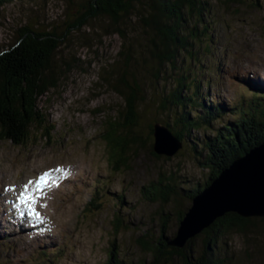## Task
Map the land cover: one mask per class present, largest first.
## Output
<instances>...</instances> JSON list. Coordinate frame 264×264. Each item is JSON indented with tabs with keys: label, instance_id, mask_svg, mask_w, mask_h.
Wrapping results in <instances>:
<instances>
[{
	"label": "rangeland",
	"instance_id": "obj_1",
	"mask_svg": "<svg viewBox=\"0 0 264 264\" xmlns=\"http://www.w3.org/2000/svg\"><path fill=\"white\" fill-rule=\"evenodd\" d=\"M86 1L17 0L0 11L1 53L18 44L25 28L65 34L53 58L58 87L39 102L44 124L32 129L26 145L0 141V264H108L116 247L124 264H151L153 255L146 251L145 241L158 247L164 230L174 238L180 212L192 205L187 191L205 184L210 176L192 150L195 141L213 136L209 127L193 129L174 157L153 155L150 126L174 122L160 107L176 87L180 71L168 68L167 73H158L151 60L152 40L157 39L140 18L146 13L144 5L137 4L135 16L120 25L99 17L79 29H67ZM202 2L203 17L211 26L213 55L201 43L195 44L201 60L190 65L194 72L189 75L190 80H202L199 104L209 106L210 100L231 106L248 97L255 85L264 91V0ZM126 55L131 56L130 70L142 87L144 100L138 106L135 131L144 145L133 148L128 164L116 171L104 136L125 108L113 85L124 70ZM234 117L232 113L224 118L234 121ZM226 121H216L213 129ZM66 169L65 179L53 181L45 201L36 203L39 195L30 198L31 203L23 200L34 179L40 190L47 174ZM169 176L175 177L179 196L170 203L161 198L151 201L150 193ZM35 192L32 185V196ZM16 213L20 223L13 218ZM252 219L245 229L235 228L219 239L221 247L215 254L223 264H264V218ZM204 241L202 233L195 237L193 257L205 253ZM44 251L49 257L43 256Z\"/></svg>",
	"mask_w": 264,
	"mask_h": 264
},
{
	"label": "trees",
	"instance_id": "obj_2",
	"mask_svg": "<svg viewBox=\"0 0 264 264\" xmlns=\"http://www.w3.org/2000/svg\"><path fill=\"white\" fill-rule=\"evenodd\" d=\"M16 1L0 0V11L5 5ZM137 4L146 8V13L140 18L157 39L152 40L151 60L153 58L158 73H167L168 68L180 71L176 87L161 103L160 110L174 118L173 123H166L164 127L169 128L182 143L187 142L193 129L209 127L214 131L211 134L213 136L206 137L203 142L195 141L192 147L193 152L202 159V168L210 170L205 184L187 191L193 200L233 162L264 144V91L258 90L255 85L248 97H243L241 102L231 106L220 104L219 101L212 103L210 100L207 101L209 106L199 104L202 80H190L189 75L191 71L194 72L190 65H196L201 60V51H195V44L201 43L204 51L213 55V39L209 32L211 26L203 17L205 3L202 0H87L81 6L82 11L67 29H79L99 17H107L113 24L120 25L135 16ZM201 25H204L203 29L199 27ZM61 36L64 37L65 34L25 28L15 47L7 52H0V141H10L16 146L26 145L32 129L44 124L39 102L58 87L53 58L61 47ZM123 55L125 51L121 52V56ZM125 60L124 70L113 85L115 91L124 99L125 108L110 123L104 136L107 147L112 151L110 164L116 171L128 164V154L133 148L144 145V139L135 131L139 123L138 106L144 100L142 87L130 70L131 56L126 55ZM214 63L218 61L214 59ZM178 64L181 67L178 68ZM216 70L221 72V67L218 66ZM128 77H132V81ZM204 77L205 83L212 85V80L207 76L202 78ZM197 107H201L202 111L198 112ZM191 113H194L193 117H190ZM232 113L235 114L234 121H226L224 117ZM218 120L226 121V124L219 129H213L212 124ZM157 126L163 125L156 123L150 126L153 137L151 146L153 155L161 158L154 152ZM151 136L149 138L152 140ZM197 145L202 146L201 151H198ZM155 188L149 196L151 201L161 198L159 200L170 203L172 197L179 196V187L174 176H169L164 182L160 181ZM94 209L100 210L101 206ZM185 214L186 212H180L177 219L179 226ZM252 221V218H242L235 213L218 219L214 225L202 232L205 253L199 257L192 255L195 238L179 249L169 244L177 235L169 238L166 230L160 237L158 247L152 248L145 241V249L153 255L151 264H223L224 261L215 254V250L221 247L219 239L235 228L245 229V225ZM121 227V224L116 225L117 231ZM116 249V252H110L108 264H124L119 257L120 247ZM42 254L48 256L46 251Z\"/></svg>",
	"mask_w": 264,
	"mask_h": 264
},
{
	"label": "water",
	"instance_id": "obj_3",
	"mask_svg": "<svg viewBox=\"0 0 264 264\" xmlns=\"http://www.w3.org/2000/svg\"><path fill=\"white\" fill-rule=\"evenodd\" d=\"M154 137L158 156L171 158L183 149V143L167 127H156ZM230 213L242 218H264V144L233 162L194 197L176 239L169 244L184 248L188 241Z\"/></svg>",
	"mask_w": 264,
	"mask_h": 264
},
{
	"label": "bare ground",
	"instance_id": "obj_4",
	"mask_svg": "<svg viewBox=\"0 0 264 264\" xmlns=\"http://www.w3.org/2000/svg\"><path fill=\"white\" fill-rule=\"evenodd\" d=\"M70 169V168H69ZM68 169H66L65 171L61 170V171H53L51 174H47L43 180H41V182H43V184L40 186L42 189L38 190V184H37V179H34V182L32 183V185H35V194L32 196V185L29 186V194L26 198H24L23 200L24 201H29L31 203V200L30 198L34 199V196L36 195H39V197H37L35 200V202L37 203L38 201H45L46 197L47 196H50L49 192H51L54 188L52 187L53 185V181L56 180V181H59L61 179H65L66 177V174H68ZM73 173V172H71ZM25 181V180H24ZM27 182V181H26ZM23 183V182H22ZM25 184V183H24ZM46 185H48V187H46ZM6 186V185H5ZM23 186V185H22ZM19 189V188H18ZM23 190H24V187H23ZM16 191V190H15ZM19 191V190H18ZM17 191V194L19 195ZM20 192H23L20 190ZM22 194V193H21ZM43 194L45 196L40 197V195ZM24 195V194H23ZM26 195V193H25ZM21 197V196H20ZM23 198V197H22ZM7 203V202H6ZM8 204V203H7ZM8 207H9V204H8ZM8 207L6 209H8ZM5 209V211H6ZM31 209V207L29 208V210ZM29 210H26V211H29ZM29 213V212H28ZM13 218H17V222L20 223L21 222V217L19 215H17L16 213V216H13ZM43 219V218H42ZM26 221V220H25ZM46 223V222H45ZM18 225V224H17ZM20 227V225H18ZM38 226H36V224H33L31 228L33 229H37ZM39 227H42V226H39ZM4 228V227H3ZM38 235V234H37Z\"/></svg>",
	"mask_w": 264,
	"mask_h": 264
}]
</instances>
